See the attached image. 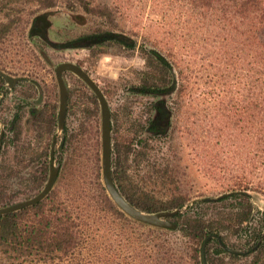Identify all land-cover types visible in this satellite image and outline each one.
<instances>
[{"label": "rangeland", "instance_id": "rangeland-1", "mask_svg": "<svg viewBox=\"0 0 264 264\" xmlns=\"http://www.w3.org/2000/svg\"><path fill=\"white\" fill-rule=\"evenodd\" d=\"M152 1H120L125 14L114 23L85 13L73 0L16 3L12 14L16 13L19 21L0 42V72L13 80L11 88L2 80L0 90V190L8 198V204L0 208L36 195L44 187L50 169L55 171L50 191H55L57 201L68 200L77 187L90 194L99 183L102 186L98 102L95 97L96 104L93 102L94 95L77 77L64 72L66 102L62 127L58 129L54 68L60 63L76 65L98 87L109 112L110 136L132 139L136 151L146 142L147 162H136L135 156L129 155L126 172L131 181L166 201L169 195L165 188L148 189L144 182L150 162L166 167L184 201L179 213L194 201H213L231 193L227 189L242 171L243 137L239 131L229 127L222 130L220 126L225 125L226 103L232 97L241 98L240 62L230 58L228 40L220 44L208 35L209 29L194 31L191 16L187 18L183 13L179 0H166L164 6L157 7H152ZM89 3L116 5L114 0ZM131 15L136 18L125 19ZM33 26L38 31L30 33ZM100 30L129 38L131 47L108 41L100 45L77 43L79 38ZM225 33L223 30L220 35L224 37ZM203 38L208 41L202 42ZM151 46L167 59L172 73L168 88L156 97L129 90L139 83L136 73L146 70L141 49ZM213 51L221 56L212 55ZM157 101L169 110L170 123L161 134L146 131L147 121L153 116L151 103ZM30 108L36 110L35 119ZM15 111L21 113L16 140L8 131ZM211 125L220 128L219 137ZM63 130L69 144L56 150ZM41 170H46L45 181L30 182L31 176L41 178ZM246 194L255 209L264 210L262 195ZM172 236L167 240L183 260L200 262L193 243L178 232ZM147 240L151 243L153 239Z\"/></svg>", "mask_w": 264, "mask_h": 264}, {"label": "trees", "instance_id": "trees-1", "mask_svg": "<svg viewBox=\"0 0 264 264\" xmlns=\"http://www.w3.org/2000/svg\"><path fill=\"white\" fill-rule=\"evenodd\" d=\"M20 1L0 0V42L19 21L16 13H12ZM73 1L85 13L108 23L124 16L125 7L119 2H128L114 0V6H93L90 0ZM165 1L153 0L152 7L164 6ZM179 2L187 18L191 16L194 31L209 29L208 35L220 44L228 40L230 58L240 62L241 98L229 99L223 114L225 125L220 126L222 130L229 127L233 132L239 131L243 137L242 171L227 189L231 193L213 201H194L179 213L178 210L184 208V201L166 167L150 162L144 179L148 189L165 188L169 195L166 201L159 200L152 190H144L127 175L129 155L133 154L136 162L148 161L146 142L136 151L132 139L123 136L119 140L112 135L110 178L116 191L129 206L140 212L176 211L170 220L174 228H150L127 218L114 206L100 183L90 194L77 187L66 201H57L55 191L51 190L29 207L0 215V264H194V261L183 260L171 247L170 240L168 242L167 239L176 232L197 247V254L200 255L202 248L206 264H264V210L255 209L246 194L252 192L264 197V0ZM134 18V15L125 16L127 20ZM223 30L226 31L224 37L220 35ZM212 39L209 41L214 43ZM201 40L208 41L207 38ZM107 41L127 48L132 45L129 38L109 30L83 36L77 43L100 45ZM140 52L144 55L146 70L136 73L137 80L140 76L139 83L129 90L159 96L168 88L171 66L153 46L142 48ZM212 55L221 56L216 51ZM1 82L0 77V90ZM92 99L96 104L94 96ZM151 109L153 116L147 121L146 131L161 134L169 126V110L162 101L151 103ZM220 110L218 108L219 116ZM29 113L36 118L34 108H30ZM20 117L21 113L15 111L8 122V131L15 140L19 137ZM54 119L56 116L51 122ZM109 126L111 132V124ZM217 127L210 126L219 137L221 132ZM62 132L56 150L65 149L69 144L66 131ZM45 172L41 170L40 179L31 176L29 181L44 182ZM7 204L8 198L0 190V206ZM148 238L154 241L150 243ZM196 264L200 262L196 260Z\"/></svg>", "mask_w": 264, "mask_h": 264}, {"label": "water", "instance_id": "water-1", "mask_svg": "<svg viewBox=\"0 0 264 264\" xmlns=\"http://www.w3.org/2000/svg\"><path fill=\"white\" fill-rule=\"evenodd\" d=\"M33 26L30 33H33ZM68 72L77 77L94 95L99 105L100 113V171L102 186L114 204V206L123 213L127 218L149 227L172 230L174 226L168 221L171 219L176 211L172 212H159V213H143L133 207L129 206L124 199L118 194L110 178V126H109V112L106 101L94 84V82L83 72L79 67L71 63H60L54 68V79L58 91V112H57V125L61 129L64 110L66 102V86L62 79V74ZM0 77L8 85V88L13 86V80L7 75L0 72ZM55 177V171L50 169L49 176L44 187L32 198L27 199L16 204L0 208V215L12 213L22 208L29 207L41 201L50 191ZM200 264H206L203 257V250L200 249Z\"/></svg>", "mask_w": 264, "mask_h": 264}, {"label": "flooded vegetation", "instance_id": "flooded-vegetation-1", "mask_svg": "<svg viewBox=\"0 0 264 264\" xmlns=\"http://www.w3.org/2000/svg\"><path fill=\"white\" fill-rule=\"evenodd\" d=\"M38 31V28L37 27H34L33 28V32H37Z\"/></svg>", "mask_w": 264, "mask_h": 264}]
</instances>
